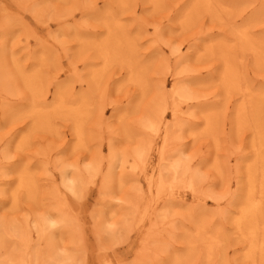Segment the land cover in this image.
<instances>
[{"label":"bare ground","instance_id":"bare-ground-1","mask_svg":"<svg viewBox=\"0 0 264 264\" xmlns=\"http://www.w3.org/2000/svg\"><path fill=\"white\" fill-rule=\"evenodd\" d=\"M10 1L35 22L41 21V8L26 9L24 3L28 0ZM241 1L194 0L172 16V19L176 17L173 24L177 23L180 29L193 27L203 15L208 21L217 20L222 25L218 27L220 34L206 32L208 40L204 41L200 58L215 52L218 65L214 73L200 79H185L190 54L178 56L180 49L163 37L158 41L168 48L169 55L178 57L173 69L154 70L156 79L161 76L158 80L150 78L158 57L155 54L142 57L135 44L140 37H137L138 29L131 35L126 32L122 16L127 0H117L115 10L96 12L87 6L74 5L65 12L47 16V20L60 23L87 11L89 20L101 29L88 41L79 38L81 49L92 50L93 57L75 54L66 58L65 67L55 53L43 56V52L31 54L27 50L25 57L33 62L27 70L14 58L6 41L0 39L2 115L8 121L32 119L28 133L16 144L17 149L28 143L32 129L53 132L51 123L55 117L69 121L74 148L88 146L93 133L100 139L107 132L101 148L91 153L87 163L81 167H60L59 184L65 194L56 186L40 191L35 169L10 161L8 170L15 175L16 182L4 183L0 189V210L4 211L0 212V264H85L88 248L83 223L68 206V200L84 202L90 188L97 190L88 214L92 250L98 264H115L107 257L106 250L126 242L134 227L141 236L138 249L130 261L118 260L116 264H142L149 249L165 251L164 262L155 264H193L199 257L202 264H226L223 250L226 220L231 223L235 238L243 244L239 260L264 264V86L253 89L252 79L243 78L240 63L236 62L238 54L249 52L258 67L264 66V38L252 37L250 30L264 19V0L249 10L242 26L229 28L228 36L221 19L233 18ZM150 2L167 6L164 0ZM16 17V13L0 3V34L10 33L8 26L14 22L29 32L25 38L38 39L28 22L23 18L16 21L13 19ZM67 29L56 28L52 36ZM140 29V35L145 34V29ZM196 45L192 44V50H196ZM111 67L125 70L124 81L134 88V94L123 106L108 103L111 120H104L105 109L99 93L104 80L112 78ZM62 73L64 78L60 79ZM166 76L171 78L169 87ZM206 87L214 90L208 95L201 93ZM22 92L29 95L28 105L18 108L16 104L4 103V95L19 98ZM235 95L240 100L233 105L229 118L226 115L230 128L237 134L250 128L251 135L249 150L244 153L238 149L236 174L230 173L234 185L230 186L217 157L208 161L206 155L190 154L183 150L182 142L188 137L192 144L209 139L217 149L218 134L225 130L224 114ZM1 154L5 161L12 157L6 151ZM206 167L213 171L211 180L203 172ZM218 187L223 189L222 193ZM115 188L121 196H113ZM188 194L198 203L185 204ZM202 198L215 206L224 201L226 206L216 214L206 207L207 202ZM141 203L145 204L142 210ZM175 208L183 211L175 213ZM214 216L223 221L211 226L209 222ZM174 220H179V225L173 226L172 235L165 239L164 226ZM146 221L149 222L144 229Z\"/></svg>","mask_w":264,"mask_h":264},{"label":"rangeland","instance_id":"rangeland-1","mask_svg":"<svg viewBox=\"0 0 264 264\" xmlns=\"http://www.w3.org/2000/svg\"><path fill=\"white\" fill-rule=\"evenodd\" d=\"M24 3L25 0H20ZM128 6L125 7L123 12L122 20L126 27V32L128 34H133L136 29L137 37L136 46L139 50V54L142 57L153 56L154 54L158 57L157 64H153V69L150 72L149 76L153 80H158L154 76V70H159L162 67H169V69L174 68V60L178 56H183L186 53H189L191 56V62L186 64L185 69L188 70L187 76L185 79L191 80L200 79L206 76L208 73H214V67L218 65L217 53H209L208 55L200 58L202 55V46L205 45L204 41L208 40L206 32L211 30L214 34H220L219 26L221 25L217 20L214 22L208 21L206 16H200L197 21V24L188 29L179 28L173 23L175 22L174 14L177 15L176 11H180L183 8L190 5L194 0H164L167 6L153 5L150 0H127ZM232 0H224V2H229ZM242 0L240 4L237 5V13L234 14L232 20L228 18H222L221 22L224 23V29L228 36L231 34L228 32L229 28L234 26L240 27L246 20V15L249 10L253 9L258 5L260 0ZM0 3L4 4L7 9L17 14L16 18H13L17 21L18 18H23L31 26L33 33L38 39H33L31 37L25 38V35L29 32H26L21 25H15L14 22L10 24L9 32L0 34V39L6 41L8 48H11L13 51L14 58L18 59L21 64L27 67V70L33 65L31 58L25 57V52L27 50L32 54L37 51L43 52V56L52 55V53L57 54L61 58L60 64L65 67L67 65V57L76 55H85L93 57L92 50L83 51L81 48V42L79 38L83 41H88L93 35L99 33L101 29L94 25L93 20H89L87 16V11L85 14L76 13L73 18H66L60 23H54L52 19L47 20V16L54 12H65L70 7L74 5L84 6L86 8L90 7V10H95L100 12L110 8L111 10L117 9L118 3L117 0H28V3H24L26 9L36 11V9L41 8V21H34L27 12L21 11L15 3L10 0H0ZM22 3V4H23ZM44 7V8H43ZM79 7V6H78ZM170 8L172 10L167 9ZM67 8V9H65ZM173 11V12H172ZM172 12V15L169 16V13ZM39 22H44L43 24ZM227 22H230L227 24ZM240 25V26H239ZM245 25V24H244ZM63 26L67 29L63 33H58V35L52 36L56 28ZM222 26V25H221ZM140 27L145 29V34L140 35ZM50 28L54 29L51 30ZM176 28V29H175ZM252 37L254 38H264V19L258 21L253 26L250 27ZM200 33V36L198 34ZM51 35V36H50ZM163 37L167 39L172 46L178 47L180 52L178 56L169 55V50L165 45L160 43L158 39ZM193 43H196V50H192L191 46ZM192 53V54H191ZM162 54V55H161ZM10 58V57H8ZM11 59V58H10ZM239 61L241 74L243 78H250V86L253 89L262 87L264 83V66L258 67L255 63V58L252 53L242 52L238 54L236 62ZM110 74L112 78L108 81L104 80L103 86L101 88V94L99 93V100L105 109L104 120H108L109 115H111L110 105L108 103L114 102L119 106H123L127 103L130 96L134 94V88L131 85H128L124 81L125 70L117 67H111ZM64 78L62 73L60 79ZM169 84L171 83V78H165ZM22 89V88H21ZM214 89L207 88L200 90L201 93L210 94ZM52 89H50L49 95H51ZM28 93L25 94L22 92L17 97H12V95H4L5 104H16L18 108L22 107L27 103ZM51 98V97H50ZM50 98L48 103L50 102ZM211 100V98L209 99ZM240 100V96H233L230 98L227 109L225 111V130L218 134V148L214 145H211L209 139H201L196 144H192V139L190 137L186 138L182 145H184V151L188 153H197V156L206 155L208 161H212L217 157L218 161L224 166V173L226 174V179L230 186L234 185V179L230 173H235V164L236 155H238V149L242 150L244 153L249 149L248 141L251 135L250 128H244L243 131L239 134L234 133L229 124V115L232 113L231 109L235 103ZM2 103H0V189L4 183L12 185L15 184L16 178L15 175L8 170L10 161L16 164H27L28 166L35 169V178L39 190L50 189L53 186L59 187L60 191L64 193L62 187L59 184L60 180V167L63 165H75L81 167L83 164L87 163L91 157V153L97 148H101V145L104 143V140L107 137V132H103L102 137L99 139L93 133L90 137V142L88 146L85 145L84 148H74L72 137L70 136L69 121L62 117H55L51 123V128L53 132L46 133L45 131L34 130L32 129L28 135H30L28 143L22 148L17 149L16 144L18 143L19 138L28 133V127L32 119L29 117H22L13 121H8L2 115L1 111ZM185 110V108H184ZM227 112V113H226ZM94 114V112H92ZM169 112L167 113V115ZM264 116V114H263ZM169 118V117H168ZM167 118V119H168ZM111 120V119H110ZM94 127V126H92ZM90 127V128H92ZM8 146V147H7ZM200 146V148H198ZM88 147V148H87ZM105 149V146L103 147ZM47 150V151H45ZM8 152L12 157L5 161L2 158L4 152ZM196 163V162H195ZM128 172L127 168L125 170ZM203 172L209 176L208 180H211L213 171L206 167ZM206 187H204L205 189ZM233 190V188H232ZM231 190H229L230 192ZM218 192L222 193L223 189L218 187ZM65 194V193H64ZM97 195L96 188H90L84 202H75L72 198L68 200V206L71 208L73 213H76L79 217V220L83 223V228L85 232L86 244H87V254L85 259V264H98L95 255L92 250V235L90 233L91 221L89 218V208L95 201ZM121 192H117V188L113 190V196H121ZM207 202L206 207L218 214V211L221 208H225V202L221 201L219 206H215L213 202L208 199L202 198ZM187 203H198L197 200L191 199L189 194L186 197L185 204ZM115 204V202H111ZM145 206L144 203H141L140 210ZM28 205V210H30ZM183 209V208H182ZM151 211V207H150ZM178 208L174 209L175 213L182 212ZM0 212H4L0 210ZM182 219L181 217H177ZM223 221L219 217H212L210 219V225L217 221ZM184 223L188 222L181 220ZM139 222V221H138ZM137 222V223H138ZM148 222H145V228L148 226ZM180 221L174 220L171 224H166L164 228L167 233L165 239L172 235L174 228L177 227ZM223 223V222H222ZM143 224V222H142ZM181 228V226H179ZM224 228L227 234L226 242L224 243L223 250L226 252L225 260L226 264H250L247 260H239V257L242 255L243 244L239 242V239L235 238L233 227L229 221H224ZM121 232V231H120ZM168 232L170 234L168 235ZM122 234V233H121ZM120 234V235H121ZM141 238L140 232L137 227H134L127 241L123 244H118L112 248L106 250V255L113 263H118L116 261L121 260L122 262L130 261L136 250L139 246V239ZM58 244H61V239H58ZM66 245V244H65ZM165 251H154L149 249L145 254V261L142 264H155L156 262H164ZM76 264V263H75ZM81 264V263H80ZM119 264H123L120 263ZM193 264H202L200 257L193 260Z\"/></svg>","mask_w":264,"mask_h":264}]
</instances>
